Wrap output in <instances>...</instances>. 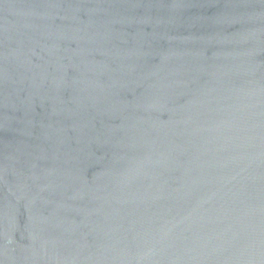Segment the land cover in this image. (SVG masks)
Segmentation results:
<instances>
[{"label": "water", "instance_id": "obj_1", "mask_svg": "<svg viewBox=\"0 0 264 264\" xmlns=\"http://www.w3.org/2000/svg\"><path fill=\"white\" fill-rule=\"evenodd\" d=\"M0 264H264V0H0Z\"/></svg>", "mask_w": 264, "mask_h": 264}]
</instances>
